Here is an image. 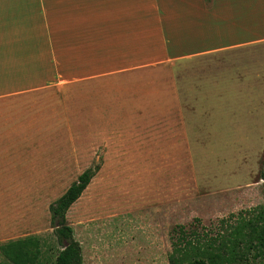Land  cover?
<instances>
[{"label": "rangeland", "instance_id": "374dc122", "mask_svg": "<svg viewBox=\"0 0 264 264\" xmlns=\"http://www.w3.org/2000/svg\"><path fill=\"white\" fill-rule=\"evenodd\" d=\"M249 2V17L235 14L232 31L213 39L246 45L148 70L159 99L120 118L121 132H6L5 104L18 101L0 100V142H10L0 148V244L41 236L40 264H53L49 206L100 164L66 213L84 264H264V5ZM26 43L10 48L32 52ZM20 53L8 72L0 53V91L7 78L34 75L32 53Z\"/></svg>", "mask_w": 264, "mask_h": 264}, {"label": "crops", "instance_id": "0c3cea01", "mask_svg": "<svg viewBox=\"0 0 264 264\" xmlns=\"http://www.w3.org/2000/svg\"><path fill=\"white\" fill-rule=\"evenodd\" d=\"M249 5V0H0L6 72L13 53L19 58V52L32 53L34 63L33 76L1 83L0 100L18 101L5 104L13 107L2 115L6 132L11 126L39 133L121 132L120 118L144 116L159 99L161 83L148 70L246 45L218 46L213 39L232 31L225 22L235 14L249 17ZM29 40L32 52L10 48ZM10 111L16 112L11 120ZM9 143L0 142V148ZM46 155L49 162L58 159Z\"/></svg>", "mask_w": 264, "mask_h": 264}, {"label": "trees", "instance_id": "16d2710c", "mask_svg": "<svg viewBox=\"0 0 264 264\" xmlns=\"http://www.w3.org/2000/svg\"><path fill=\"white\" fill-rule=\"evenodd\" d=\"M99 168L100 164H95L80 173L65 192L49 206L53 226L52 233L59 244L53 264H84L82 247L74 238L73 229L67 223L66 213L83 194ZM262 178H264V169ZM40 237L27 235L1 243L0 254L3 258L0 260V264H40L43 243ZM183 264L208 263L204 258H194Z\"/></svg>", "mask_w": 264, "mask_h": 264}]
</instances>
